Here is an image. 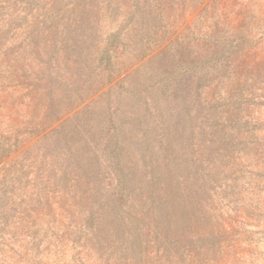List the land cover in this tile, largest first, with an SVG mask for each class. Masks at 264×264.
Listing matches in <instances>:
<instances>
[{"label": "rangeland", "instance_id": "1", "mask_svg": "<svg viewBox=\"0 0 264 264\" xmlns=\"http://www.w3.org/2000/svg\"><path fill=\"white\" fill-rule=\"evenodd\" d=\"M0 264H264V0H0Z\"/></svg>", "mask_w": 264, "mask_h": 264}]
</instances>
